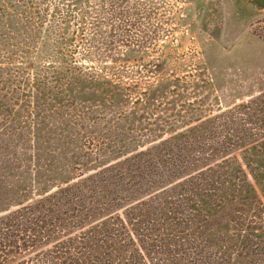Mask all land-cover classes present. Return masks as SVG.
<instances>
[{
    "label": "rangeland",
    "instance_id": "rangeland-1",
    "mask_svg": "<svg viewBox=\"0 0 264 264\" xmlns=\"http://www.w3.org/2000/svg\"><path fill=\"white\" fill-rule=\"evenodd\" d=\"M261 95L242 0H0V216Z\"/></svg>",
    "mask_w": 264,
    "mask_h": 264
},
{
    "label": "trees",
    "instance_id": "trees-1",
    "mask_svg": "<svg viewBox=\"0 0 264 264\" xmlns=\"http://www.w3.org/2000/svg\"><path fill=\"white\" fill-rule=\"evenodd\" d=\"M77 178L0 216V258L220 264L264 257V95Z\"/></svg>",
    "mask_w": 264,
    "mask_h": 264
},
{
    "label": "water",
    "instance_id": "water-1",
    "mask_svg": "<svg viewBox=\"0 0 264 264\" xmlns=\"http://www.w3.org/2000/svg\"><path fill=\"white\" fill-rule=\"evenodd\" d=\"M245 5L254 9L255 11H264V0H242Z\"/></svg>",
    "mask_w": 264,
    "mask_h": 264
}]
</instances>
